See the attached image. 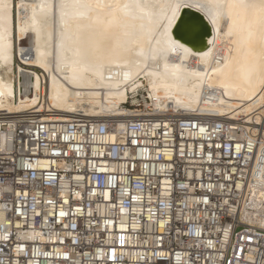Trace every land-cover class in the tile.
I'll return each mask as SVG.
<instances>
[{
	"label": "built area",
	"instance_id": "2783aa9c",
	"mask_svg": "<svg viewBox=\"0 0 264 264\" xmlns=\"http://www.w3.org/2000/svg\"><path fill=\"white\" fill-rule=\"evenodd\" d=\"M130 108L0 111V264H264L242 215L264 190V91L235 118Z\"/></svg>",
	"mask_w": 264,
	"mask_h": 264
},
{
	"label": "bare ground",
	"instance_id": "6f19581e",
	"mask_svg": "<svg viewBox=\"0 0 264 264\" xmlns=\"http://www.w3.org/2000/svg\"><path fill=\"white\" fill-rule=\"evenodd\" d=\"M15 5L0 0V111L42 106L61 113L118 114L144 106L235 118L254 112L263 95L264 0H20ZM186 7L212 27L202 52L172 36ZM14 34L18 43L29 37V48L16 49V68ZM249 198L252 211L245 206L242 215L257 217L264 226V190L253 187Z\"/></svg>",
	"mask_w": 264,
	"mask_h": 264
},
{
	"label": "water",
	"instance_id": "95a60500",
	"mask_svg": "<svg viewBox=\"0 0 264 264\" xmlns=\"http://www.w3.org/2000/svg\"><path fill=\"white\" fill-rule=\"evenodd\" d=\"M175 40L188 46L194 52H202L212 36V27L206 18L191 8H183L172 29Z\"/></svg>",
	"mask_w": 264,
	"mask_h": 264
},
{
	"label": "rangeland",
	"instance_id": "374dc122",
	"mask_svg": "<svg viewBox=\"0 0 264 264\" xmlns=\"http://www.w3.org/2000/svg\"><path fill=\"white\" fill-rule=\"evenodd\" d=\"M18 1H20V0H13V3H14V8H15V4L18 2ZM13 8V22H14V24L16 23V21H17V15H16V9H14ZM20 17L22 18V19H27V15H25V14H21L20 15ZM17 37H16V35L14 34V67L16 68V66L18 65V63H19V60H18V58H17V50L16 49H18V45L20 46V47H25V48H29V37L28 38H25L24 40H21V41H19V43L17 42ZM16 50V51H15ZM16 54V55H15ZM30 69H32V70H34V71H36L38 74H40L41 73V75H42V72L39 70V69H35V68H30ZM137 94H138V92H137ZM139 94H141V95H146V93H139ZM146 98H147V96H146ZM149 100V99H148ZM200 114V113H199Z\"/></svg>",
	"mask_w": 264,
	"mask_h": 264
}]
</instances>
